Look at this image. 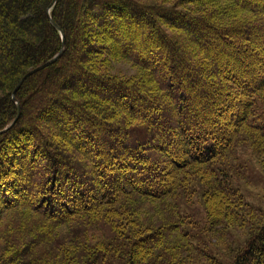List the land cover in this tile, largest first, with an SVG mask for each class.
I'll return each instance as SVG.
<instances>
[{"label":"trees","instance_id":"obj_1","mask_svg":"<svg viewBox=\"0 0 264 264\" xmlns=\"http://www.w3.org/2000/svg\"><path fill=\"white\" fill-rule=\"evenodd\" d=\"M51 2L0 0V264H264V0H57L13 102Z\"/></svg>","mask_w":264,"mask_h":264},{"label":"rangeland","instance_id":"obj_2","mask_svg":"<svg viewBox=\"0 0 264 264\" xmlns=\"http://www.w3.org/2000/svg\"><path fill=\"white\" fill-rule=\"evenodd\" d=\"M142 4H148L152 0H134ZM112 72L119 74L123 78L134 76L136 71L127 63L113 65ZM247 184L242 190L245 200L254 208L264 212V175L257 165L251 161L247 166Z\"/></svg>","mask_w":264,"mask_h":264},{"label":"water","instance_id":"obj_3","mask_svg":"<svg viewBox=\"0 0 264 264\" xmlns=\"http://www.w3.org/2000/svg\"><path fill=\"white\" fill-rule=\"evenodd\" d=\"M57 3V0H52L51 2V5L50 7L48 8L47 10V15L50 19V12L52 10V8L56 5ZM50 23L51 25L58 31L59 35H60V38H61V42H62V45H61V49L59 50V52L52 58L50 59L48 62H46L45 64L41 65L40 67L28 72L26 74V76L19 82V84L17 85L15 91L13 92L12 94V101L15 102V93L20 89V87L22 86L23 82L28 78L30 77L31 75L37 73V72H40L42 70H44L45 68L55 64L60 58L61 56L63 55L64 53V33L63 31L50 19ZM15 105H16V109H17V116L16 118L14 119V121L7 127L5 128L4 130L0 131V135L2 134H5L8 130H10L14 125L15 123L17 122L19 116H20V106L17 102H15Z\"/></svg>","mask_w":264,"mask_h":264},{"label":"bare ground","instance_id":"obj_4","mask_svg":"<svg viewBox=\"0 0 264 264\" xmlns=\"http://www.w3.org/2000/svg\"><path fill=\"white\" fill-rule=\"evenodd\" d=\"M21 114V113H20Z\"/></svg>","mask_w":264,"mask_h":264}]
</instances>
